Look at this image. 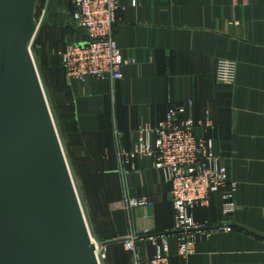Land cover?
<instances>
[{
	"label": "crops",
	"instance_id": "crops-1",
	"mask_svg": "<svg viewBox=\"0 0 264 264\" xmlns=\"http://www.w3.org/2000/svg\"><path fill=\"white\" fill-rule=\"evenodd\" d=\"M45 8L47 23L62 36L60 51L85 40L68 0H46ZM112 37L132 59L113 82L69 80L59 56L46 60L47 76L56 74V91L48 88V98L65 109L59 135L64 155L89 166L115 195L105 204L106 239L133 234L135 251L148 258L154 251L142 232L172 230L170 186L152 158L126 161L119 153L131 151L138 130L161 120L170 104L192 100L194 118L211 122L197 133L213 139L236 185L237 207L226 218L217 194L208 206L197 207L196 222L211 232L199 235L186 257L177 254V239L169 236L170 264H264V0H117ZM220 58L236 62L231 85L215 81ZM142 196L152 205L125 206L127 198ZM103 252V264H127L133 256L122 243Z\"/></svg>",
	"mask_w": 264,
	"mask_h": 264
},
{
	"label": "water",
	"instance_id": "water-1",
	"mask_svg": "<svg viewBox=\"0 0 264 264\" xmlns=\"http://www.w3.org/2000/svg\"><path fill=\"white\" fill-rule=\"evenodd\" d=\"M38 1L0 0V264H100L30 51Z\"/></svg>",
	"mask_w": 264,
	"mask_h": 264
},
{
	"label": "built area",
	"instance_id": "built-area-1",
	"mask_svg": "<svg viewBox=\"0 0 264 264\" xmlns=\"http://www.w3.org/2000/svg\"><path fill=\"white\" fill-rule=\"evenodd\" d=\"M73 24L85 33V40L72 43L59 52L60 64L66 78L84 81L89 78L115 81L122 77L124 67L132 61L123 56L112 37L116 19L117 0H68ZM134 3V0H132ZM236 62L220 58L215 66V81L231 85L236 78ZM262 112L264 113V100ZM211 126L210 121L196 120L193 101L170 104L164 117L156 123L147 122L137 132L131 151L122 150L119 155L126 161L136 157H150L164 182L170 186V197L174 212L173 228L166 234H151L144 230L140 238H147L153 255L141 258L135 251L131 234L122 243L126 251L133 252L127 264H170L168 237L177 239L178 252L186 257L194 251L199 235H209L211 230L198 224L194 217L197 207H206L213 195L221 200L222 214L229 218L236 210L234 193L236 185L228 180L227 168L218 157L214 141L198 135V129ZM152 202L142 196L127 198L129 208L149 207ZM226 231L227 227H218ZM96 245V257H105Z\"/></svg>",
	"mask_w": 264,
	"mask_h": 264
},
{
	"label": "rangeland",
	"instance_id": "rangeland-1",
	"mask_svg": "<svg viewBox=\"0 0 264 264\" xmlns=\"http://www.w3.org/2000/svg\"><path fill=\"white\" fill-rule=\"evenodd\" d=\"M46 0H39L36 6V18L38 20V28L30 45V51L34 59V63L44 90L46 100L54 121L56 131L59 135L62 133V127L65 117L64 110L53 100L48 98V88L50 93H55L56 74L48 75L46 73L48 56L54 58L59 56L58 42H60V34L55 27H51L46 21ZM62 37V36H61ZM60 37V38H61ZM58 49V50H57ZM48 79V80H47ZM48 82V83H47ZM60 139V138H59ZM66 162L82 207V211L92 239L97 242L103 252L101 242L107 240L110 224L108 220V211L105 204L115 195L109 192L105 187V183L91 171L89 166L84 163L73 162L65 156ZM101 181V182H100ZM101 184V186H100ZM105 258V257H104ZM104 258L100 259L103 264Z\"/></svg>",
	"mask_w": 264,
	"mask_h": 264
}]
</instances>
